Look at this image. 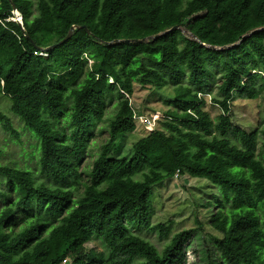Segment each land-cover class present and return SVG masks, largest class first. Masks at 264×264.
Segmentation results:
<instances>
[{
  "label": "trees",
  "instance_id": "1",
  "mask_svg": "<svg viewBox=\"0 0 264 264\" xmlns=\"http://www.w3.org/2000/svg\"><path fill=\"white\" fill-rule=\"evenodd\" d=\"M11 1L24 32L12 20L8 0H0V97L8 98L9 111L33 132L38 173L48 184L36 183L26 169L0 165L2 195L10 198L0 209V264H187L186 246L197 228L174 233L159 252L128 227L168 237L166 225H150L152 188L184 175L205 178L229 193L230 202L219 199L206 224L218 234L230 264H264V125L247 131L230 113L234 92L255 98L251 71L264 77V30L242 39L264 27V0ZM73 25L79 28L65 43L39 50L57 44ZM176 25L199 42L181 29L145 43L125 41ZM238 41L220 51L200 44ZM133 59L135 69L129 67ZM216 72L220 83L211 100L221 110L217 134L200 107L202 98L174 99L183 113H165L158 128L131 145L129 155L117 156L119 139L136 128L125 97L134 82L162 89L186 80L192 92L208 96ZM112 93L117 110L108 139L82 195L73 198L90 128L103 121ZM59 120L65 130L58 128ZM0 126L18 138L1 110ZM93 240L102 252L87 249ZM202 262L215 264L210 254Z\"/></svg>",
  "mask_w": 264,
  "mask_h": 264
},
{
  "label": "rangeland",
  "instance_id": "2",
  "mask_svg": "<svg viewBox=\"0 0 264 264\" xmlns=\"http://www.w3.org/2000/svg\"><path fill=\"white\" fill-rule=\"evenodd\" d=\"M31 1L33 3L36 2V0ZM90 66L91 61H88L86 69H89ZM137 66V59L129 62L131 69H135ZM257 73L256 71H251L250 73V76L254 77L255 98L246 99L243 93L234 92L230 101V113L233 123L247 131L259 129L264 125V77ZM243 81L248 82L249 79L244 78ZM219 83L220 73L216 72L212 81L210 95L201 96L192 92L186 80L162 89H155L152 85L140 86L134 82L132 94L125 95V97H127L134 111L136 128L133 132L119 139L117 156L129 155L131 145L147 132L158 128L157 121L162 119L165 113L170 111L179 114L183 113L182 109L172 105L171 101L174 99L192 101L195 98H202L204 102L201 103L200 107L207 114L212 123L213 131L217 134L221 110L214 105L211 99L217 96ZM112 96L113 98L110 102L107 99L105 101L103 121L90 128L91 136L87 142L88 152L77 165V171L80 176L77 186L72 190L73 198L77 199L82 195L84 184L89 179L92 163L97 158L101 145L108 139V127L117 110V97L115 93H112ZM9 109L10 102L8 98L0 97V110L10 118L13 127L18 133V138L16 139L11 137L8 132L2 130L0 126V165L26 169L31 172L36 183L48 184V181L38 173V158L34 149L36 141L33 138V132L25 127ZM70 110L71 107L68 104L67 112ZM164 119L166 118L164 117ZM63 123L64 121L59 120L58 128L65 130ZM179 128L184 129L185 126L180 125ZM167 137L173 143H177V140L172 135L168 134ZM261 142L262 138L259 135L257 136L256 155L261 151ZM5 188L2 180H0V209L3 208L5 202H8L7 199H10H6L2 195ZM152 191L153 213L150 225L154 226L158 223L166 225L168 227V237L160 238L158 230L146 231L142 228H136L134 224H128L132 234L140 236L161 252L165 243L169 241L174 233L197 228V236L191 239L186 246L185 259L187 264H203L202 260H205L209 254L213 257L215 264H230L218 247V234L206 224L219 199H221L223 205L230 202L228 192H222L218 185L211 183L205 178H192L187 175L173 177V179L157 184L153 186ZM11 197H14V193H12ZM201 248L203 249L202 252L197 253L196 250ZM87 249L93 250L95 253L103 250L100 243L96 240L88 243Z\"/></svg>",
  "mask_w": 264,
  "mask_h": 264
},
{
  "label": "water",
  "instance_id": "3",
  "mask_svg": "<svg viewBox=\"0 0 264 264\" xmlns=\"http://www.w3.org/2000/svg\"><path fill=\"white\" fill-rule=\"evenodd\" d=\"M8 2L10 3L11 8H12V10H11V11H12V15H13L14 18H15L14 22L17 23V24L19 25V27L21 28L22 32H24V28H23V24H22V18H21V16H20V14H19L18 11L16 10V7H15V5L13 4V2H12L11 0H8ZM77 28H79V27H78V26H75V25L71 26L69 32L67 33V35H66L61 41H59L57 44H53V45H51L50 47L39 48V50H40V51H47V50H50V49H52V48H55L57 45H61V44L65 43V42L71 37L73 30H75V29H77ZM82 28H84V29L87 31V28H86L85 26H82ZM177 29H181V32H182L184 35H186L187 37L192 38L193 40H195V41H197V42H199V40L197 39L196 36H194L193 34L187 32L185 29L180 28V26H178V25L173 26V27H170V28H168V29H166V30H164V31H162V32H159V33H157V34H155V35L147 36V37H144V38H141V39H130V40H125V41H126V42H130V43H145V42H148V41H150V40H153V39L159 38V37H161V36H163V35H165V34L171 32V31H174V30H177ZM261 30H264V27H261V28L255 29V30H253V31H251V32H249V33L243 35V36H242V39L248 37L249 35H251L252 33L256 32V31H261ZM87 32H88V31H87ZM118 42H122V41H119V40H118ZM240 42H241V41H238V42H236V43H234V44H232V45L223 46V47H217V46L205 45V44H203V43H201V42H200V44H201L202 46H205V47L209 48V49L220 51V50H226V49H230V48H232V47H234V46H237ZM109 44H111V43H109Z\"/></svg>",
  "mask_w": 264,
  "mask_h": 264
},
{
  "label": "built area",
  "instance_id": "4",
  "mask_svg": "<svg viewBox=\"0 0 264 264\" xmlns=\"http://www.w3.org/2000/svg\"><path fill=\"white\" fill-rule=\"evenodd\" d=\"M13 21L15 20V18L13 17V19H12ZM134 118H135V116H134Z\"/></svg>",
  "mask_w": 264,
  "mask_h": 264
},
{
  "label": "clouds",
  "instance_id": "5",
  "mask_svg": "<svg viewBox=\"0 0 264 264\" xmlns=\"http://www.w3.org/2000/svg\"><path fill=\"white\" fill-rule=\"evenodd\" d=\"M14 17V16H13ZM174 178H176V176L174 177ZM64 262V261H63Z\"/></svg>",
  "mask_w": 264,
  "mask_h": 264
}]
</instances>
